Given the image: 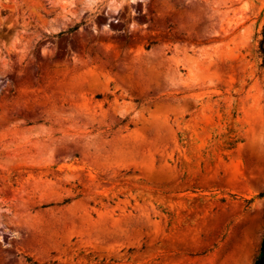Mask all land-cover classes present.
Returning <instances> with one entry per match:
<instances>
[{
  "label": "rangeland",
  "instance_id": "rangeland-1",
  "mask_svg": "<svg viewBox=\"0 0 264 264\" xmlns=\"http://www.w3.org/2000/svg\"><path fill=\"white\" fill-rule=\"evenodd\" d=\"M264 0H0V264H255Z\"/></svg>",
  "mask_w": 264,
  "mask_h": 264
},
{
  "label": "trees",
  "instance_id": "trees-1",
  "mask_svg": "<svg viewBox=\"0 0 264 264\" xmlns=\"http://www.w3.org/2000/svg\"><path fill=\"white\" fill-rule=\"evenodd\" d=\"M259 53H260L261 58H262L261 67L264 69V30H263V38L260 41V45H259ZM32 264H35V263H32ZM255 264H264V236H263V240H262L260 254H259L258 258L256 259Z\"/></svg>",
  "mask_w": 264,
  "mask_h": 264
}]
</instances>
